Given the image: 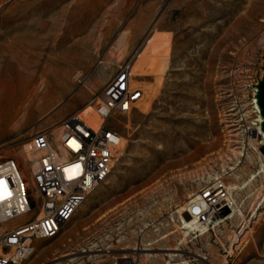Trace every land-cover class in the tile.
I'll list each match as a JSON object with an SVG mask.
<instances>
[{"label": "rangeland", "instance_id": "rangeland-1", "mask_svg": "<svg viewBox=\"0 0 264 264\" xmlns=\"http://www.w3.org/2000/svg\"><path fill=\"white\" fill-rule=\"evenodd\" d=\"M262 32L264 0H0V159L16 158L24 176L23 145L81 104L77 91L89 93L80 109L101 90L90 91L97 67L103 82L140 51L132 83L143 90L130 112L111 120H119L123 143L107 179L20 264H114L120 257L264 264V204L256 202L264 156L254 99ZM87 37L100 49L81 74L80 44L69 46ZM252 176L233 192L244 217L181 244L176 212L191 196L214 178L231 187Z\"/></svg>", "mask_w": 264, "mask_h": 264}, {"label": "built area", "instance_id": "built-area-1", "mask_svg": "<svg viewBox=\"0 0 264 264\" xmlns=\"http://www.w3.org/2000/svg\"><path fill=\"white\" fill-rule=\"evenodd\" d=\"M255 46L263 55L264 32ZM139 52L135 50L119 63L113 76L84 106L54 124L52 130L44 128L30 135L23 149L35 156L25 160L29 169L25 178L16 158L0 159V181L4 182L0 187V264H20L33 253L38 240L57 236L109 176L123 141L115 123L119 120H111L130 112L143 97V90L132 83ZM259 67L261 77L262 65ZM198 196L197 205L183 214L195 217L206 232L230 219L234 204L223 178L202 187ZM114 264H140V258L120 257Z\"/></svg>", "mask_w": 264, "mask_h": 264}, {"label": "bare ground", "instance_id": "bare-ground-1", "mask_svg": "<svg viewBox=\"0 0 264 264\" xmlns=\"http://www.w3.org/2000/svg\"><path fill=\"white\" fill-rule=\"evenodd\" d=\"M126 41V35L124 34L122 37H121V39L119 40V45H122L124 42ZM132 73H133V69H132ZM88 106H90L89 104H88ZM257 108V107H256ZM259 119H258V122H259V120H260V117H258ZM259 127V126H258ZM258 131H259V133L262 135V132H261V130H260V127L258 128ZM122 143H123V141H122ZM122 146V145H121ZM120 150H121V147H120V149L118 150V154H117V156L119 155V153H120ZM27 153V155L25 156V159H28V157H29V152L27 151L26 152ZM264 167V166H263ZM264 169V168H263ZM261 170L260 172H259V174L261 173V172H264V170ZM21 177L22 178H25V176H24V173L22 172L21 173ZM255 178V176H252L251 177V179H250V181H248L247 183H245V184H243V185H237V184H233V185H231V187H228V191H229V193H230V197H231V199H232V202H233V204L234 205H232V211H231V214H230V216H229V218H233L234 216H236V214H239L240 216H242V217H244L243 216V213H242V211H241V209H240V206H239V204L237 203V199H235V197H234V195H233V192L235 191V190H241L242 188H244L245 186H247L253 179ZM216 179H219V178H214L213 179V181L214 180H216ZM198 199H199V196H198V194L197 195H193V196H191L189 199H188V201L185 203V205L184 206H182V207H180V209H178L177 210V214H178V216H179V219H180V224H179V231H181V233L183 234V241L181 242V244H187L186 242H189V239H188V236L191 234H193V236L195 235H198V236H202V235H205L206 233H208V232H206V227H205V225H202V224H199L197 221H196V218L195 217H186V216H184V214L183 213H187V211L188 210H191L192 209V207H194L195 205H197V203H198ZM256 202H257V205L260 207H262L263 206V204H264V192L263 193H261L260 195H259V197H258V199L256 200ZM257 205H255V206H257ZM257 213V212H256ZM256 213H254V215H256ZM179 223V222H178ZM216 227L217 226H214L213 227V229H216ZM242 231H243V229H242ZM180 244V245H181ZM35 250V249H34ZM180 251V249L179 248H177V249H173V250H165V252H179ZM34 252V251H33ZM33 254V253H32ZM31 254V255H32ZM30 255V256H31ZM29 256V257H30ZM146 257H150V258H152V257H157V255H153V254H146L145 255ZM167 256L168 257H170L171 259H174L175 257L177 258V256H180V255H178V254H176V253H170V254H167ZM25 261V260H24ZM23 261V262H24ZM167 264H171L170 262L169 263H167Z\"/></svg>", "mask_w": 264, "mask_h": 264}, {"label": "crops", "instance_id": "crops-1", "mask_svg": "<svg viewBox=\"0 0 264 264\" xmlns=\"http://www.w3.org/2000/svg\"><path fill=\"white\" fill-rule=\"evenodd\" d=\"M90 41H91V38L90 37H87V38H83V39H78L75 43H72L69 47H72L76 44H80L79 45V53L78 55L75 54L74 57L77 56V58L79 59V61L81 62V65H82V68L81 69H77L76 71H80L81 74L84 73V71H88V67L94 65L97 60H96V53L95 51H99L100 49V44L98 45V47L96 46V50L94 51V47L90 45ZM74 57H71V59L73 60ZM98 68V67H97ZM97 68L95 69L93 75L90 77V91L94 92V91H98L108 80H104L103 82L99 81V74L100 72L102 71H99V72H96ZM75 71V72H76ZM75 74V73H74ZM76 93H80V95L82 96V103L77 105V106H74V108L70 111H68V113H71L73 111H76L79 109V107L86 101V99L88 98L89 96V93L87 92V90H79L77 91Z\"/></svg>", "mask_w": 264, "mask_h": 264}, {"label": "water", "instance_id": "water-1", "mask_svg": "<svg viewBox=\"0 0 264 264\" xmlns=\"http://www.w3.org/2000/svg\"><path fill=\"white\" fill-rule=\"evenodd\" d=\"M254 99L258 115L260 117L258 124L262 132V142L259 144L258 150L264 156V53L262 55V74L259 81L255 85ZM223 212L227 213L228 209L224 208Z\"/></svg>", "mask_w": 264, "mask_h": 264}, {"label": "snow or ice", "instance_id": "snow-or-ice-1", "mask_svg": "<svg viewBox=\"0 0 264 264\" xmlns=\"http://www.w3.org/2000/svg\"><path fill=\"white\" fill-rule=\"evenodd\" d=\"M79 166H77V168H78ZM4 186V182L3 181H0V187H3ZM0 198H2V197H0Z\"/></svg>", "mask_w": 264, "mask_h": 264}]
</instances>
